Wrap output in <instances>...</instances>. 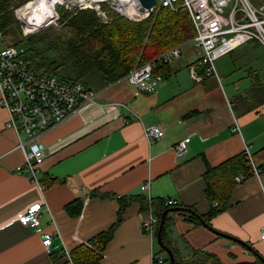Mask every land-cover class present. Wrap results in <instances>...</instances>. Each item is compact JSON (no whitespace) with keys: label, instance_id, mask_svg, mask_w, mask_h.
Segmentation results:
<instances>
[{"label":"crops","instance_id":"obj_1","mask_svg":"<svg viewBox=\"0 0 264 264\" xmlns=\"http://www.w3.org/2000/svg\"><path fill=\"white\" fill-rule=\"evenodd\" d=\"M197 58L196 44L186 41L178 58L158 68L163 79L151 93H137L125 78L107 83L93 73L100 91L96 101L41 136L47 152L39 167L44 189L16 171L25 151L17 146L16 131L5 125L8 110L0 103V264H153L154 253L165 251L157 239L159 224L150 235L141 220L150 207L157 213L153 200L167 198L191 209L170 213L166 237L179 258L189 261L199 251L218 264L264 263L216 231L250 243L264 257V81L258 70L249 71L251 81L240 91L238 82H222L217 66L219 77L198 67L205 76L197 81L190 73ZM235 117L240 132L232 129ZM156 123L164 126V135L150 140L144 127ZM186 137L187 151L180 155L175 144ZM246 145L260 175L237 181V174L249 171L240 168L227 206L210 214L207 188L216 179L210 169L217 172ZM145 181L149 189H142ZM36 201L43 202L41 227L54 232L51 251L42 243V231L17 218ZM75 201L79 211L71 212L67 205ZM194 211L209 225L196 222Z\"/></svg>","mask_w":264,"mask_h":264},{"label":"built area","instance_id":"obj_2","mask_svg":"<svg viewBox=\"0 0 264 264\" xmlns=\"http://www.w3.org/2000/svg\"><path fill=\"white\" fill-rule=\"evenodd\" d=\"M40 1L41 8L49 15H41L43 26L55 17L56 5L61 4L74 10L93 9L104 22L111 20V11L115 10L122 16L141 20L155 10L170 7L174 10L185 7L189 12L196 33L189 39L198 50L197 62L190 66L191 76L202 81L205 75L219 77L216 60L233 51L239 45L248 41H258L264 45V2L258 4L253 0H157L152 8L142 6L141 0H31L19 10L20 17L31 23L32 7ZM47 2V5H45ZM233 5L228 14L226 7ZM2 11L0 10V16ZM185 42L176 44L155 57L143 63L136 64L122 78L135 85L137 93L157 92L163 75L157 69L178 58ZM204 67L201 74L198 67ZM100 91L92 88L81 79L63 76L37 66L26 57L25 50L14 44H2L0 41V103L8 110L5 125L16 131L17 146L25 151V161L17 165L16 171L28 175L38 183L41 189L45 185L39 180V167L47 152L41 136L51 127L61 123L70 115L78 112L86 105L96 101ZM121 103H115V107ZM232 129L240 132V124L235 117ZM150 140L164 135L162 124H150L144 127ZM186 137L175 144V150L183 155L187 151ZM250 168L249 171L237 174L240 181L248 174L260 175L262 168L254 159L250 146L244 148ZM149 189V181L141 185ZM152 200L151 195L148 196ZM165 203L177 206L173 198L165 199ZM217 204V202H215ZM43 202L31 203L27 209L18 213V220L24 225L42 231V243L47 251H51L54 232L41 227ZM161 216L150 207L141 220L142 230L154 235ZM264 238V226L261 229ZM67 256L71 257L69 250ZM153 264H168L167 259L158 253L153 255Z\"/></svg>","mask_w":264,"mask_h":264},{"label":"trees","instance_id":"obj_3","mask_svg":"<svg viewBox=\"0 0 264 264\" xmlns=\"http://www.w3.org/2000/svg\"><path fill=\"white\" fill-rule=\"evenodd\" d=\"M26 1L28 0H17L14 3V0H0L2 11L0 30H6L9 24L15 23L11 6ZM56 10L58 19L72 28V35L64 39L55 33L27 34L23 39H28L30 48L25 50V54L33 64L74 79H82L89 73L98 72L107 83L114 82L122 78L136 64L150 60L176 44L188 41L196 33L189 12L182 6L176 10L162 7L141 20L128 19L112 10L109 22H104L93 9L73 12L58 4ZM39 44H44L45 49H41ZM45 51L48 53L46 54ZM248 166L250 168L248 158L243 152L217 166V172L211 173L213 170L210 169V176H216V179L211 177L213 180H210L207 188L208 196L213 203L210 214L227 206L234 173ZM149 202L147 200L148 205ZM76 203L77 201L69 203L67 209L71 212L79 211V207H74ZM152 204L157 207L160 216L165 208L170 207L165 203V199L153 200ZM170 213L162 230L164 242L168 246L170 243L166 233ZM191 215L196 222H202L195 211ZM111 234L112 229L103 233L102 242ZM175 256L177 264H203L207 259L214 260L209 264H218L211 254H201L199 251L189 261L179 258L177 254ZM166 259L168 264H171L169 258ZM247 264L264 263L260 261V263Z\"/></svg>","mask_w":264,"mask_h":264},{"label":"rangeland","instance_id":"obj_4","mask_svg":"<svg viewBox=\"0 0 264 264\" xmlns=\"http://www.w3.org/2000/svg\"><path fill=\"white\" fill-rule=\"evenodd\" d=\"M17 0H14V3ZM23 4H13L10 8L15 18V23L9 24L6 30H0V41L2 44H17L20 49L28 50L30 43L28 39H23L27 34L37 33H55L61 38H68L72 35L73 31L70 26L64 25L58 18L57 10L55 9V17L43 26H37L28 24L24 19L20 17L19 10L22 9L28 2ZM258 4L263 3L264 0H253ZM226 7L225 14H228L232 5ZM65 7V5H63ZM68 10L70 8L65 7ZM8 11V10H6ZM74 12V10H72ZM129 19V18H128ZM41 49H45L44 44H39ZM47 54L48 52L45 51ZM216 66L219 74L222 77V82L227 85H235L238 82L240 91H243V86L250 83L251 78L249 71L258 70L260 78L264 81V45L258 41H252L238 47L235 52L225 54L216 61ZM93 73L85 75L81 80L87 82L92 88L97 89L98 85L93 80ZM163 255L168 257L166 251H163ZM214 261V260H213ZM212 259H207L203 264H209L213 262Z\"/></svg>","mask_w":264,"mask_h":264},{"label":"water","instance_id":"obj_5","mask_svg":"<svg viewBox=\"0 0 264 264\" xmlns=\"http://www.w3.org/2000/svg\"><path fill=\"white\" fill-rule=\"evenodd\" d=\"M157 0H141V3H142V6L143 8L144 7H148V8H152L155 4H156ZM178 209H184V210H191L190 208L188 207H181V206H171V207H167L165 208L163 211H162V214H161V219H160V223H159V227H158V231H157V239H158V242L159 244L162 246V248H164V250L168 253V258H169V261L171 264H177V261H176V257H175V254H174V251L171 247H169L163 240V233H162V230H163V227L165 225V221H166V217L168 215L169 212L171 211H174V210H178ZM199 218L201 219V221L206 224V225H209L208 222L202 217L199 215ZM215 230V229H214ZM218 233L224 235V236H227L229 238H232L240 243H242L244 246H246L248 249H250L252 252H254V254L259 257L260 259H262L264 261V257H262L253 247L250 243L246 242V241H243L242 239H239L237 237H234L230 234H226V233H223L219 230H216Z\"/></svg>","mask_w":264,"mask_h":264},{"label":"bare ground","instance_id":"obj_6","mask_svg":"<svg viewBox=\"0 0 264 264\" xmlns=\"http://www.w3.org/2000/svg\"><path fill=\"white\" fill-rule=\"evenodd\" d=\"M45 3H46L45 5H47V2H45ZM41 4L42 3H40V1H38V4H36V5L34 4V6L31 9L32 15H31L30 19H31V23H34L35 25H38L41 22V20H42L41 15L44 13V11L47 14V16L49 15V12L47 13V10L41 8Z\"/></svg>","mask_w":264,"mask_h":264}]
</instances>
